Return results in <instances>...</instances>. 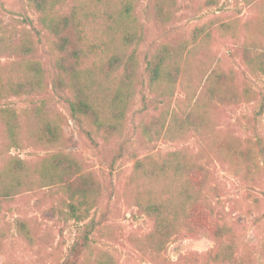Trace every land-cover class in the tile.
<instances>
[{"label":"trees","instance_id":"16d2710c","mask_svg":"<svg viewBox=\"0 0 264 264\" xmlns=\"http://www.w3.org/2000/svg\"><path fill=\"white\" fill-rule=\"evenodd\" d=\"M142 1L26 0L38 14L43 31H37L38 41L44 47L47 43V61L34 57L36 48L26 38L13 40V44L5 42V36L0 40V50L14 56L5 66L6 77L0 74V118L10 149H22L25 143L20 131L25 122L13 99L28 100L27 140L49 152L42 166L32 170L19 156L6 158L7 152L0 151L6 162L0 170V200L36 187L58 185L64 200L62 209L54 208L53 212L79 225L61 264H116L108 252L94 256L93 237L100 229L96 215L99 189L92 175L83 172L78 160L65 149L63 127L67 119L48 108L47 98L52 95L56 105L66 107L79 130L95 144L96 136L106 142L123 138L133 112L142 118L154 114L153 121L141 125L140 136L146 146L191 138H198L205 146L197 152L183 148L137 159L131 185L139 212L155 222L151 249L165 251L181 234L207 235L215 243L205 255L208 264H243L238 255L240 239L214 202L216 189L210 185L213 172L208 150L239 167L244 161L252 164H246L249 174L259 170V156L264 162V137L249 140L245 149L240 148L238 138L223 141L212 113L219 104L249 101L259 94L246 82L237 90L232 72L206 69L200 77L202 69L197 68L194 74L191 65L196 68L198 56L210 50L212 31L216 30L221 38L238 43L242 37V61L256 78H264V0H241L258 11L257 22L245 24L241 31L235 21L213 30L205 27L189 41L163 42L143 58L140 49L147 38L146 25L136 13ZM169 5L164 0L157 3L153 14L156 25L171 23L174 5ZM24 22L33 27L31 19ZM179 90L185 92L182 99L177 98ZM261 96L258 116H264V92ZM138 98L140 108L135 111ZM13 224L17 234L33 240L23 220L16 219ZM3 237L1 230L0 240Z\"/></svg>","mask_w":264,"mask_h":264},{"label":"rangeland","instance_id":"374dc122","mask_svg":"<svg viewBox=\"0 0 264 264\" xmlns=\"http://www.w3.org/2000/svg\"><path fill=\"white\" fill-rule=\"evenodd\" d=\"M164 1L169 6L174 5L170 9L174 16L169 25H156L153 19L159 0H143L137 7V16L146 25L147 38L140 49L142 58L149 49L155 50L163 42L177 44L189 41L198 29L206 27L213 30L223 23L235 21L241 31L245 24L258 20L257 8L241 0H215L216 4L208 0ZM28 18L33 21V27L25 26L29 23H25L24 19ZM37 19L38 14L26 0H0V40L5 36L7 39L4 38V41L12 43L13 40L21 42L26 38L36 48L34 57L47 61V43L44 39L45 49L44 44L38 41L37 31H41V27ZM212 33L214 39L210 50H204L201 57L198 56L196 68L193 63L191 69L194 74L202 69L200 77L206 69L232 72L237 90L241 91L246 82L257 91L259 95L255 99L219 104L220 107L212 112L223 141L238 138L240 148L245 149L249 140L264 137V116L257 114L261 109L264 78H256L242 61V37L238 43L231 38H221L216 30ZM13 60L12 54L0 50V74L3 77H6L5 66ZM184 95L185 92L179 90L177 98L182 99ZM13 103L25 122L20 131L25 146L20 150L10 149L0 118V151L7 152L6 158L9 155L19 156L28 162L32 170H36L42 166V159L49 151L27 140L30 117L26 108L30 107L29 101L14 98ZM47 105L65 115V149L78 160L83 172L92 175L99 189L96 215L100 229L93 237L94 256L100 251L108 252L116 264H208L205 255L215 247V243L207 235L189 237L181 234L167 250L157 253L151 249L155 222L139 212L131 185L137 159L151 153L166 154L183 148L197 152L205 146L203 141L191 138L182 142L160 141L146 146L140 136L142 122L149 124L157 115L142 118L133 112L123 138L106 142L96 136L95 144L79 130L66 107L55 104L52 95L47 98ZM134 108L135 111L140 108L139 98ZM208 155L213 172L210 185L216 189L214 202L219 204V211L240 239L238 255L242 257L243 264H264V162L261 156L259 170L249 174V163L246 161L239 167L220 160L213 150H208ZM5 165L6 162L0 158V170ZM63 200L58 185L36 187L10 200H0V229L4 231L0 240V264H61L66 259L79 225L53 212L54 208L62 209ZM16 219L27 224L33 235L32 241L17 234L13 224Z\"/></svg>","mask_w":264,"mask_h":264}]
</instances>
